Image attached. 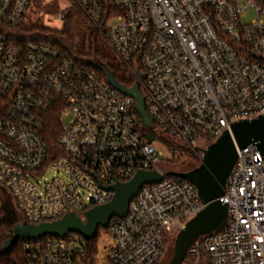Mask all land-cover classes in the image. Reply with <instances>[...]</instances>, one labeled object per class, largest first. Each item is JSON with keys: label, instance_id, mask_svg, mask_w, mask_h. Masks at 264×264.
<instances>
[{"label": "built area", "instance_id": "2783aa9c", "mask_svg": "<svg viewBox=\"0 0 264 264\" xmlns=\"http://www.w3.org/2000/svg\"><path fill=\"white\" fill-rule=\"evenodd\" d=\"M33 1L0 0V185L26 221L85 215L112 199L107 186L138 171L164 177L110 219L95 251L70 232L25 241L22 264H159L168 237L204 204L191 181L166 174L158 146L181 158L183 148L264 113V0H75L139 83L150 127L135 99L96 70L51 43L9 39L5 29L24 22ZM250 6L255 17L245 22ZM52 111L70 116L59 155L44 135ZM49 170L55 176L42 181ZM223 199L227 226L201 235L183 262L264 264V158L255 142L238 152Z\"/></svg>", "mask_w": 264, "mask_h": 264}, {"label": "water", "instance_id": "95a60500", "mask_svg": "<svg viewBox=\"0 0 264 264\" xmlns=\"http://www.w3.org/2000/svg\"><path fill=\"white\" fill-rule=\"evenodd\" d=\"M90 64L100 69L106 81L115 89L135 99L136 109L144 125L150 127L152 118L146 109L139 83L135 82L133 86L128 87L115 78L106 64L98 61H91ZM251 142L256 143L257 149L264 158V113L252 119L236 120L206 147L196 146L202 153L199 165L186 171L166 172L167 175H177L191 181L204 204V207L176 235L169 264H181L189 248L201 235L221 231L227 226L228 203L223 199L226 195L227 178L236 162L238 152ZM163 177L158 170H142L129 181L107 186L114 192L112 199L87 210L85 219L75 213H67L52 221L39 223L24 221L17 224L12 228L5 242V249L10 250L19 240L36 241L46 235L65 237L70 232L79 233L86 239L94 238L98 228L107 227L112 217L127 215L131 200L144 184L157 183Z\"/></svg>", "mask_w": 264, "mask_h": 264}, {"label": "trees", "instance_id": "16d2710c", "mask_svg": "<svg viewBox=\"0 0 264 264\" xmlns=\"http://www.w3.org/2000/svg\"><path fill=\"white\" fill-rule=\"evenodd\" d=\"M71 5V8L65 10L62 24L59 27L43 23H32L29 25L22 22L16 27L5 29V32L12 42L37 40L51 43L60 48L64 53L71 55L78 63L96 70L102 77H104L102 71L92 66L90 62L98 61L104 63L121 84L128 87L133 86L136 82L133 74L113 55L100 28L90 21L79 4L72 2ZM1 102L2 99L0 98V104ZM1 112H3V107L1 108L0 106ZM61 132L62 121L59 114L56 111H52L46 120L44 128L45 139L52 154H62L61 147L58 144ZM213 141L214 139H211L209 142ZM170 143L174 144L171 141ZM175 146L178 147V145ZM183 150L185 151L183 158H187L191 167H195L201 163L202 153L200 151L188 148H183ZM176 160H180V158ZM80 217L85 219V215H80ZM24 221H26L25 215L19 208L13 192L0 185V264L23 263L26 242L19 240L10 250L5 249V242L8 240L12 228ZM102 230L104 228L100 226L96 237L87 240L91 252L95 251V245ZM50 236L52 235H46L38 241H43Z\"/></svg>", "mask_w": 264, "mask_h": 264}, {"label": "rangeland", "instance_id": "374dc122", "mask_svg": "<svg viewBox=\"0 0 264 264\" xmlns=\"http://www.w3.org/2000/svg\"><path fill=\"white\" fill-rule=\"evenodd\" d=\"M72 2L75 0H34L24 24L32 23H43L53 27H59L62 24V17L65 14V10L71 8ZM48 10V11H47ZM255 17V9L250 6L243 17L245 22L251 21ZM10 29V28H8ZM115 56L114 52L112 51ZM62 125H67L70 121V116L68 114H63L61 117ZM208 143L200 142L199 147H206ZM159 150L164 159L162 167L167 171H185L189 170L191 164L187 161V158L181 157L180 160L173 159V153L168 150L167 147L159 145ZM184 147V146H181ZM191 150V149H190ZM195 151H200L196 149ZM201 152V151H200ZM176 160V161H175ZM55 170H49L46 172L43 178L40 177L42 181L52 179L55 176ZM176 235H171L168 237V242L166 244V251L159 264H169L170 259L173 255V246ZM186 262H182L185 264Z\"/></svg>", "mask_w": 264, "mask_h": 264}, {"label": "flooded vegetation", "instance_id": "af4514ba", "mask_svg": "<svg viewBox=\"0 0 264 264\" xmlns=\"http://www.w3.org/2000/svg\"><path fill=\"white\" fill-rule=\"evenodd\" d=\"M186 171V170H185Z\"/></svg>", "mask_w": 264, "mask_h": 264}]
</instances>
